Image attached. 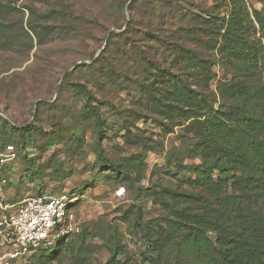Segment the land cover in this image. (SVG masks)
Returning a JSON list of instances; mask_svg holds the SVG:
<instances>
[{
  "label": "rangeland",
  "instance_id": "rangeland-1",
  "mask_svg": "<svg viewBox=\"0 0 264 264\" xmlns=\"http://www.w3.org/2000/svg\"><path fill=\"white\" fill-rule=\"evenodd\" d=\"M188 1L180 0L177 23L165 28H190L189 38L201 40L186 46L170 39L162 52L153 32L137 24L133 0H0V151L7 143L15 148L2 164L0 205L12 210L23 197L62 191L80 196L72 211L82 233L17 264H151L154 254L171 264L200 262L186 255L192 246L178 251L187 229L173 226L181 204L171 198L201 188L205 133L194 134L190 123L197 119L180 115L164 96L186 82L213 103L201 119L213 115L243 129L250 110L239 89L264 86V0H244L249 52H230L220 34L218 41L211 36L226 21L227 3ZM252 51L256 61L249 62L244 58ZM74 82L84 83L99 107L104 153L125 162L129 173L139 172L135 180H113L114 172L97 158L98 129ZM3 120L31 128L8 133ZM133 151L144 162L133 159ZM210 174L215 179L218 172ZM118 187L124 188L120 195ZM194 208L212 213L206 203ZM206 234L213 239V232ZM114 244L121 250L108 261Z\"/></svg>",
  "mask_w": 264,
  "mask_h": 264
},
{
  "label": "trees",
  "instance_id": "trees-1",
  "mask_svg": "<svg viewBox=\"0 0 264 264\" xmlns=\"http://www.w3.org/2000/svg\"><path fill=\"white\" fill-rule=\"evenodd\" d=\"M222 1L228 4L229 14L222 28L220 26L223 31L219 28V33L211 29V36L217 40L216 35L220 34L221 47L230 52L238 47H244L249 52V47L243 38V21L247 19L251 23V20L244 0ZM187 2L189 3L188 0ZM179 7L180 0H144L142 3L133 0L130 5V9H134L137 16L140 15L137 24L153 32L156 40L161 42L162 52L170 47V41H167L170 39L179 40L186 46L189 39L193 43L201 40L195 35L189 38L190 28L178 26L176 29L165 28L167 22L177 23L179 16L175 8ZM253 12L258 18L257 11L253 10ZM154 18L157 20L154 21ZM128 25L129 22L126 27ZM112 35L110 34L109 38H112ZM179 49L181 50V46ZM184 52L194 53L190 47H186ZM255 56L256 52L252 51L251 55L244 59L249 62L256 61ZM71 87L82 95L86 111L98 129L94 143L97 158L105 161V164L114 172L113 180L121 183H126V179L130 182L135 180L140 176L139 172L129 173L125 159L122 165L121 162L110 161L104 153L100 142V138L103 137V117L98 105L92 102L91 91L80 82L71 83ZM239 90L243 94L244 107L248 106L250 110V113L244 117L243 129H233L231 124L227 125L213 115L201 119V116H206L213 111V103L203 97L202 91L194 90L186 82H182L181 87L167 92L164 96L165 103L172 106L180 115H189L197 119L190 123L194 134L205 133V138L201 137L204 138L202 146L204 153H201L204 171L199 175L201 188L185 194H174L171 198L173 205L181 204L178 216L172 220L173 226L176 229H187L177 246L178 251L183 246L190 245L191 252L186 255L189 259H199L200 262L173 264H264V134L262 133L264 130V86L256 85V88L250 89L249 86L243 85ZM235 120L238 122L237 119ZM122 126L123 131L128 130L125 121ZM3 127L8 133L24 132L31 128L16 127L6 120H3ZM7 145L12 146L14 152V145L7 143L5 148ZM134 152L136 151H133L130 156L138 162L143 161L144 155ZM1 168L2 165H0V173ZM213 170L218 172L215 179L210 174ZM3 182L6 183L4 177L0 179V184ZM199 202L208 204L212 211L210 216L194 208ZM208 231L214 233L213 239L206 234ZM80 232L81 228L76 234ZM64 240H59L48 249L61 244ZM120 250L121 246L114 244L108 261H114ZM151 264L171 263L162 261L158 255L154 254L151 256Z\"/></svg>",
  "mask_w": 264,
  "mask_h": 264
},
{
  "label": "built area",
  "instance_id": "built-area-1",
  "mask_svg": "<svg viewBox=\"0 0 264 264\" xmlns=\"http://www.w3.org/2000/svg\"><path fill=\"white\" fill-rule=\"evenodd\" d=\"M13 156L12 146L7 145L0 152V165ZM115 192L120 195L124 188ZM79 197L62 191L23 197L12 210L0 205V264H17L23 256L78 233L80 225L72 209Z\"/></svg>",
  "mask_w": 264,
  "mask_h": 264
}]
</instances>
